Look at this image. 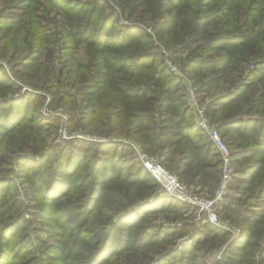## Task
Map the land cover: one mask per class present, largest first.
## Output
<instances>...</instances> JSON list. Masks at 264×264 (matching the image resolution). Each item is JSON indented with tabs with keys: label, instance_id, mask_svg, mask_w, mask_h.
I'll return each mask as SVG.
<instances>
[{
	"label": "trees",
	"instance_id": "obj_1",
	"mask_svg": "<svg viewBox=\"0 0 264 264\" xmlns=\"http://www.w3.org/2000/svg\"><path fill=\"white\" fill-rule=\"evenodd\" d=\"M45 1L62 17L58 24L63 38L35 21L38 0H3L0 32L5 33H0V42L9 41L12 33L22 35L24 44L28 37L33 39L22 68L35 78L45 67L36 65L34 51L63 42L62 55L54 59L60 62L53 63H58L61 75L72 61V83L85 81L81 91L92 104V116L84 114L78 120L86 122L87 131L120 141L87 145L83 158L73 153L54 167L50 155L44 154L43 96L26 92L21 99L10 98L23 86L0 70V156L9 152V146L23 154L25 136L30 137L31 150L41 159L20 158L15 165L38 197L39 210L31 213V222L41 220L47 235L58 241L44 252V240L38 239L37 246L29 240L31 223L19 190L13 181L2 182L0 263L10 264L9 257L15 255L27 264H115V258L132 259V264L146 258L153 260L150 264H208L204 251L228 241L229 232L205 222L190 243L181 245L175 237L187 226L152 222V217L167 214L182 219L192 208L158 194L161 185L133 144L155 153L188 187L215 183L210 196L220 182L222 166L220 151L186 107L185 86L157 51L164 46L184 71L195 73L192 80L200 93L240 75L207 113L232 153L231 192L236 183L240 185L234 190L236 197L259 189L263 208L248 212L221 208L243 231L228 245L224 263L264 264V0H115L123 17L139 20L123 26L108 0ZM17 10L21 17L8 15ZM144 18L151 32L144 30ZM218 26L232 31L215 29ZM80 50L87 64L75 59ZM56 94L61 95L60 89ZM12 240H17L21 255L8 252ZM163 250L157 259L149 256Z\"/></svg>",
	"mask_w": 264,
	"mask_h": 264
},
{
	"label": "rangeland",
	"instance_id": "obj_2",
	"mask_svg": "<svg viewBox=\"0 0 264 264\" xmlns=\"http://www.w3.org/2000/svg\"><path fill=\"white\" fill-rule=\"evenodd\" d=\"M69 1V0H67ZM72 2H79V1H88V0H70ZM110 2V5L116 9V13L118 17L120 18V24L123 26L124 24L127 25H133L134 23L138 24L139 20L134 19H128V17L122 16V10L120 5L115 0H108ZM62 4V3H61ZM38 10L37 17L35 18V21L39 24H42L43 26H46L47 28L50 27L57 32L60 31L58 21L62 19V17L56 13V10L53 9V7L48 4L45 0H38ZM4 7L3 0H0V10ZM13 12V11H12ZM11 18L21 17V13L19 10L14 11L13 13H8ZM144 30L146 32H151L150 25L147 19L144 18ZM41 22V23H40ZM5 26V25H4ZM222 26H218L215 29L220 28ZM7 28V27H6ZM222 30L224 32H231L232 29H228L227 27H222ZM1 35L5 33V29L2 30ZM59 35L62 37V32H59ZM59 36V37H60ZM60 37V38H61ZM63 38V37H62ZM23 36L19 33H12L10 36L9 41H2L0 42V70H3V73H7L12 79L19 81L20 84L23 86L22 90L20 92L10 94V98L14 99H21L26 92H32L37 93L43 96L42 101L40 102L41 105V115L45 120V131L42 133L43 141L46 144V149L44 151V154L50 155V159L52 161V164L54 167H56V163L58 161H67L69 160L70 155L75 153L74 157H81L85 156V148L87 145H100V144H106V143H112V142H119L120 140L115 137H108L107 135L102 134L101 132L97 131L95 132H89L84 127L86 122L83 123V121H79L78 118H82L85 115L88 114V117L92 116V110L89 109L92 104L90 102V99L84 97L83 91H81V88L85 84V81H76V84L74 85L72 83V79L69 75V71L72 68V61L69 60L63 67V72L61 75H59L58 71L56 69L58 63H53L55 56L59 57V55H62L60 47L63 46V42L60 41L59 47L53 46V47H46L41 48L40 51H34L33 53L35 58H38V61L36 65L43 64L45 67V70L38 74V78L32 77L30 73L28 74L27 70L22 68L23 64H25L27 58L30 56V42L33 40L32 38H27V44L23 43ZM64 46H66L64 44ZM56 47V48H55ZM165 48V50H159L158 52H161L162 58L164 60V63L166 65V62H173L174 65H176L181 73L175 74L183 83V85L186 88L187 92V102L191 95V91L194 89H198V95H197V103L203 107L208 109V106L212 104V102L221 97L224 96V93L229 91L231 89L232 83L240 76L239 74H236V78L234 81H231L232 76H230L229 81L225 84H221L219 87H215L212 89L211 92L204 94L200 93L199 85L196 84L192 78L194 77L193 71H184L182 68V65H180L176 59L174 58L172 51L170 49H167L164 46H161ZM57 49V51H56ZM186 56H183L185 58ZM75 59L82 62V64L88 63V58L85 56L84 52L80 50L76 55ZM257 61V59H253ZM260 61V60H259ZM29 62V61H28ZM60 62V61H57ZM35 65V66H36ZM167 66V65H166ZM168 67V66H167ZM169 69V68H168ZM170 70V69H169ZM171 72V71H170ZM174 74V73H173ZM60 89V94L57 96V92ZM81 91V92H80ZM57 96V97H56ZM66 97V98H65ZM187 105V103H186ZM113 108V107H112ZM116 106L114 107V111L116 110ZM195 114V113H194ZM195 122L197 120V116L194 115ZM209 116V115H208ZM256 116L260 117V114H257ZM213 121V120H212ZM214 122V121H213ZM215 123V122H214ZM29 136H25V145L26 149L25 152L20 155H17L18 152L17 148L14 146L8 147V153L5 155L0 156V183L6 182V181H13V184L18 188L20 198L24 201L25 204V216L28 222L31 223V227L28 229V236L29 240L31 242H34V245L37 246L38 239H42L45 241L46 246H44V252L47 251L48 246H53L57 244V238L50 237L46 233L47 231L44 229V223H42L41 220H35V222H31V213L37 212L39 210V201L37 200V195L33 192V190L30 187V184L24 181L22 178L18 176V171L16 168V163L19 161L20 158H25L28 160H40L41 157L34 155V153L31 150V145L29 144ZM29 140V141H28ZM33 140H35L33 138ZM79 141V142H78ZM125 141V140H124ZM81 142V143H80ZM138 146V145H137ZM138 148H140L138 146ZM141 149V148H140ZM143 150V149H142ZM144 153H147L149 156H157L155 153H153L151 150L144 151ZM151 152V154H150ZM93 163V156L91 155L88 159V162L85 165V172L89 170L88 167L90 164ZM143 163V162H142ZM236 167V164L234 165ZM238 168H244L245 164L238 166ZM167 170L168 168L165 167ZM171 170V169H169ZM179 174V173H178ZM239 178V177H238ZM191 180V179H190ZM234 181V180H233ZM215 183H211V187H215V185H212ZM219 185V184H218ZM195 186V185H194ZM197 187V186H195ZM189 187L191 190L199 191L200 193L197 194L198 197H209L212 195L211 193L214 191V189H210L211 187ZM232 187V185H231ZM218 188V186H217ZM215 188V191L217 190ZM239 184L234 185V190L239 191L240 189ZM232 188H230V194ZM233 190V193L231 194L232 197L228 200L227 196L224 204L220 208L215 209V213H217V218L219 219V226H216L218 228H222L229 232L230 236L228 241L220 245L219 247H212L208 248L204 251V256L206 258V261L208 264H212L217 256V251L220 248H223L226 244H230L235 242L238 238L242 236V229L237 226V224L233 223L229 220V214L225 211V213L222 211L221 208L224 206H228L230 210H243L245 212H248L247 210H258L262 209L263 206L261 205L262 197L260 196L259 189H256L254 193H248L243 194L242 196L238 195L236 197L234 194H236ZM162 197L163 196L161 189L158 193ZM180 201V200H179ZM182 202V200H181ZM188 205V204H186ZM192 209L182 218L176 220L174 216L171 214L167 215H160L152 217V222L155 224H160L165 227H183L187 226L186 230L179 234V236L175 237V239H179V244L184 245L191 242V238L193 236H196L199 232L203 230L204 223H210L212 224L207 215L202 216L201 222H198L197 219L200 216V210H198L193 205H188ZM251 209V210H250ZM189 226V228H188ZM163 249V248H162ZM161 249V250H162ZM3 250V248H2ZM18 251L20 252L19 255H21V250H17V240H12L9 245L8 252L12 254L13 252ZM160 251V250H159ZM151 252L150 257H155L154 259H157L162 252L159 253ZM17 257V256H16ZM8 260V258L5 259V261ZM10 264H27L23 263L24 259L21 258H15V255L12 257H9ZM4 261V262H5ZM30 261V260H27ZM116 263L115 264H132L133 260H124V259H118L115 258ZM153 260L146 258L142 259L140 261L134 260L135 264H150ZM4 264V263H0ZM31 264V263H30ZM36 264V263H35ZM218 264H225L224 263V255L219 260Z\"/></svg>",
	"mask_w": 264,
	"mask_h": 264
},
{
	"label": "built area",
	"instance_id": "obj_3",
	"mask_svg": "<svg viewBox=\"0 0 264 264\" xmlns=\"http://www.w3.org/2000/svg\"><path fill=\"white\" fill-rule=\"evenodd\" d=\"M127 25V24H124ZM159 50L165 48L159 46ZM170 71L174 74H180V69L173 64V62H166ZM198 89L191 91L186 107L197 116L196 124L208 135L210 140L218 148L222 156L221 179L217 190L213 196L198 197L194 190H191L176 174L168 171L161 163L158 156H149L144 153L142 149L133 144L134 150L138 154L140 160L143 162L145 168L154 176V178L161 185L163 196L172 197L177 200H182L183 203L195 206L200 210V216L197 221L201 222L202 216L208 217L209 221L219 226V219L216 208L223 206L227 196L230 194V188L234 180V169L232 165V153L226 144L218 126L208 116L206 108L201 107L197 103ZM187 244V243H186ZM228 244L220 248L217 253L218 256L212 264H218L219 260L224 255Z\"/></svg>",
	"mask_w": 264,
	"mask_h": 264
}]
</instances>
